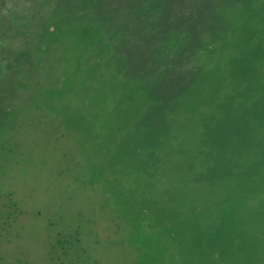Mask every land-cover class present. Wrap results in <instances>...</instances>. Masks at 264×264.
Masks as SVG:
<instances>
[{"label": "rangeland", "instance_id": "1", "mask_svg": "<svg viewBox=\"0 0 264 264\" xmlns=\"http://www.w3.org/2000/svg\"><path fill=\"white\" fill-rule=\"evenodd\" d=\"M264 264V0H0V264Z\"/></svg>", "mask_w": 264, "mask_h": 264}, {"label": "trees", "instance_id": "2", "mask_svg": "<svg viewBox=\"0 0 264 264\" xmlns=\"http://www.w3.org/2000/svg\"><path fill=\"white\" fill-rule=\"evenodd\" d=\"M206 263H208V264H209V262H206Z\"/></svg>", "mask_w": 264, "mask_h": 264}]
</instances>
